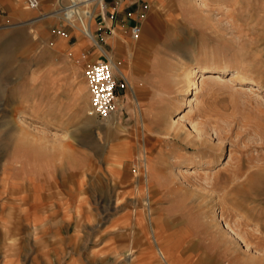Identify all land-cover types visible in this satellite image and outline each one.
<instances>
[{
    "label": "crops",
    "instance_id": "1",
    "mask_svg": "<svg viewBox=\"0 0 264 264\" xmlns=\"http://www.w3.org/2000/svg\"><path fill=\"white\" fill-rule=\"evenodd\" d=\"M25 1L0 0V23L6 18L7 23L39 25L26 33L29 41L20 53L25 71L20 95L23 124L4 164L9 204L0 207V225L9 228V234L0 235V264H121L134 241H120L117 230L153 228L118 217L101 224L104 210L94 205L100 191L93 183L130 177L138 155L146 150L145 128L140 131L138 121L139 101L149 119L157 100L175 94V82H159L158 72L161 56L174 54L176 42L193 41L189 31L180 34L174 29L175 22L187 17L175 3L186 2L94 0L86 30L108 59L109 50L119 53L116 62L125 66L129 86L117 90L118 111L108 121L112 128L105 122L96 128L85 77L86 68L97 61L94 42L84 27L58 19V0H40L33 13L27 12ZM77 13L83 25L86 16ZM134 26L141 28L139 40L132 37ZM129 54L136 56V67L121 58ZM151 182L162 189L160 193L165 191ZM145 184L148 190L146 180ZM145 205H150L149 199ZM197 219L191 216L190 225L208 240L205 248L203 240L195 249L194 242L165 243L160 237L161 218L156 217L151 219L157 228L154 242L137 245L134 264H189L194 259L218 264L224 257L231 260L228 264H264V252L226 245L221 236L215 240Z\"/></svg>",
    "mask_w": 264,
    "mask_h": 264
},
{
    "label": "rangeland",
    "instance_id": "2",
    "mask_svg": "<svg viewBox=\"0 0 264 264\" xmlns=\"http://www.w3.org/2000/svg\"><path fill=\"white\" fill-rule=\"evenodd\" d=\"M185 2L182 6L179 1L175 3L176 8L183 7L187 17L175 22L174 29L180 34L189 31L193 41L176 42L174 54L161 56L158 72L159 82H175V94L157 100L149 119L139 101L138 121L140 131L145 128L146 150L138 155V165L130 177L93 183L100 191L94 205L104 210L101 224L118 217L153 228L117 230L120 241H134L121 264H134L137 245L154 242L157 228L151 219L156 217L161 218L160 237L167 244L194 242L195 249L203 240L205 248L208 240L190 225L191 216L206 227L214 216L215 222H226L239 235L232 236L233 247L246 249L238 240L242 236L248 240L247 251L264 252V0H204L203 6L194 0ZM5 20L0 23V207L9 204L4 177L6 153L23 124L20 95L25 71L20 63L21 48L29 41L26 33L39 26ZM88 24H83L86 32ZM76 26L82 30L79 23ZM93 42L96 60L108 59L100 50L101 44ZM108 53L114 62L120 59L119 53ZM121 58L136 67V56ZM115 64L126 76L125 66ZM201 65L210 66L211 73L219 72L220 66H227L229 71L220 81L206 79L195 93L184 72ZM236 71L239 74L232 78ZM189 99L195 101L188 104ZM104 122L112 128L113 124L94 115L96 128ZM208 142L215 148H209ZM144 155L152 167L151 179L164 192L160 193L162 189L159 191L153 182L146 189ZM232 187L240 196L231 191ZM147 199L149 206L145 205ZM7 234L9 228L0 225V235ZM183 254L186 260L188 253ZM229 261L224 257L216 263ZM214 262L194 259L189 264Z\"/></svg>",
    "mask_w": 264,
    "mask_h": 264
},
{
    "label": "built area",
    "instance_id": "3",
    "mask_svg": "<svg viewBox=\"0 0 264 264\" xmlns=\"http://www.w3.org/2000/svg\"><path fill=\"white\" fill-rule=\"evenodd\" d=\"M93 2L94 0H58L56 13L68 25L77 27L76 24L79 23L83 27L77 11H81L86 16L85 22L88 24L90 19L87 16L93 14ZM26 4L30 9H38L41 2L40 0H26ZM75 11L77 16L74 14ZM70 14H73L72 17L67 18L66 16ZM141 33L139 26L132 28L134 40H139ZM85 77L91 92L92 114L104 121H110L118 111L117 90H126L129 87L127 79L121 72L114 70L109 59L97 60L90 64L85 70Z\"/></svg>",
    "mask_w": 264,
    "mask_h": 264
},
{
    "label": "bare ground",
    "instance_id": "4",
    "mask_svg": "<svg viewBox=\"0 0 264 264\" xmlns=\"http://www.w3.org/2000/svg\"><path fill=\"white\" fill-rule=\"evenodd\" d=\"M194 1L196 2V4L198 6H203L204 5V0H194ZM25 9H27L29 11L30 10H36V9H30L27 6L26 1H25ZM26 14H29V13H26ZM72 15L73 14L68 15V18L72 17ZM92 16H93V14L91 13L90 17H92ZM87 35H88V37L91 40L96 41L94 35L91 32H87ZM109 58L111 59V60L110 59L109 60L112 62V65H113L114 70L115 71H119V72H121L124 75L123 71L115 64V62L113 61L112 57L109 56ZM213 61L215 63H216V61L218 62V60L216 58ZM210 69H211L210 66L201 65V66L192 67L191 69L188 68L187 70H185V72H184V74H185L184 75V78H185V80L189 81V83L192 86V89L196 90L195 93H197V90L200 89V86L203 85V83L205 82L206 79H211V80H214V81H220V80L223 79L224 75L226 73H228V71H229V69H228L227 66H220L219 67V72H215V73H211L209 71ZM207 74H209V75L206 76ZM238 74H239V71L232 72L231 73V77L232 78H235V77H237ZM211 93H213V92H211ZM193 101H195V99H191V100L189 99L187 101V103L188 104H191ZM181 117L183 118L184 115L183 116L181 115ZM209 145H210V143H209ZM209 148H215V146L210 145ZM143 163H144L143 167H144L145 180L148 182V187H150V180H151V176L153 175V172H152V167L149 164V161L147 160V156H145V160L143 161ZM240 185H243V184H240ZM250 186H251V183H249V190H251L250 189ZM233 189L235 191L236 190V187L235 188L232 187L231 188V191ZM235 192L237 193L236 195L238 196L239 195L238 192L237 191H235ZM210 218H211L212 221H211V224L209 226H207V228H208L207 231L208 232H211L212 237H214V239L217 240L218 236L220 237V235L218 233L219 232H222L221 233V237H222L221 239H222V241H224L226 243V245L233 244V242H232L233 241L232 240V236L235 237V236H239V235L236 234L234 232V230L226 222H223L221 224V223H218L217 221L215 222V217L214 216H212ZM220 218H222V216H220ZM238 240H241L242 242L245 243V245H246L245 251H247L248 248H249V243L247 242L248 240L246 241L244 238H242V236H240V238ZM252 250H254V249H252ZM160 253H162V251ZM162 255H163V253H162Z\"/></svg>",
    "mask_w": 264,
    "mask_h": 264
}]
</instances>
